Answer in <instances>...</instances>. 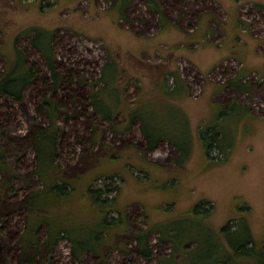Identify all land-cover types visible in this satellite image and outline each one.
<instances>
[{"label": "rangeland", "instance_id": "1", "mask_svg": "<svg viewBox=\"0 0 264 264\" xmlns=\"http://www.w3.org/2000/svg\"><path fill=\"white\" fill-rule=\"evenodd\" d=\"M155 1L160 11L151 0H125L121 17L117 0H0V69L26 47L46 76L27 32L51 54L56 37L57 66L69 85L59 91L68 105L59 123V163L70 165L64 178L73 192L67 204H50L43 221L94 232L99 217L83 196L90 187L104 200L116 199L133 231H153L152 256L134 251L136 264H164L171 255L177 264H192L207 253L219 255L220 246L232 247L222 234L228 226L239 228L235 243L245 241L246 232L264 241V0ZM169 73L178 76L167 81ZM95 93L116 115L115 127L92 108ZM48 94L38 79L24 102L2 97L12 134L24 136L44 120L35 108ZM208 128L218 129L226 145L209 150L210 157L198 136ZM148 143L158 145L147 152ZM26 217L17 213L7 222L0 264H17ZM170 225L178 231L175 245L161 240L160 229ZM115 243L125 250L135 246L120 235ZM55 256L60 264H74L71 241H61ZM124 259L120 250L111 254L112 264ZM93 261L88 257V264Z\"/></svg>", "mask_w": 264, "mask_h": 264}, {"label": "trees", "instance_id": "2", "mask_svg": "<svg viewBox=\"0 0 264 264\" xmlns=\"http://www.w3.org/2000/svg\"><path fill=\"white\" fill-rule=\"evenodd\" d=\"M124 3L125 0H117V4L114 5H117L121 17L125 10ZM153 4L155 10L160 11L155 0H151V5ZM29 32L33 34L29 46L42 56L48 74L41 77L38 67L30 61L26 47L17 48L16 61L10 60L3 69H0V243L3 242V234L8 236L7 222L10 221V217L26 212L24 228L16 243L15 262L17 264H60L56 261L55 255L57 247L64 239L72 243L74 264H88V257L91 256L94 258L92 264H112L111 254L118 250L124 254L123 264H136L130 255L134 251L144 259L150 258L152 256L150 237L154 234L153 231L149 227L143 231H133L131 220L125 211L117 210L116 199L104 200L99 191L90 187L83 196H86L84 200L86 207L92 209L99 217L94 223V232H90V228L82 227H79L80 229L73 227L70 230L62 227L60 223L43 221V215L51 212L50 204H67L73 192L71 183L64 178L67 171L71 169L70 165L62 167L59 163L64 140L59 123L68 110L67 103L59 99V91L64 89L69 91V85L65 82L68 78L67 73L57 66L54 44L56 37L51 43L53 51L51 54L46 46L35 41L36 34L32 31L27 33ZM170 76L174 81L178 75L169 73L166 77L167 81ZM38 79L42 80L46 91L49 92L37 102L35 108L36 113L44 120L36 122L24 136L12 134L8 127L10 116L2 111L4 106L2 97L22 103L25 100V92ZM105 80L104 76L101 81ZM74 97L69 96V101L75 106L79 101ZM91 98L95 113L103 121L115 127L116 115L111 116L97 102L100 94H92ZM198 136L205 156L210 157L209 150L214 148L225 149L224 137L218 129L210 131L208 128L200 132L198 130ZM157 145L148 143L146 151H154ZM31 156L33 159L30 162ZM23 166L26 167L23 168ZM40 185L42 188L38 189ZM40 210L43 214L38 213ZM116 211L119 212L118 216L111 217V214ZM32 213L34 214L29 218ZM44 226H47L45 233L42 232ZM238 230V227L228 226L222 231L225 241L230 239L232 247L220 246L219 255L214 252L207 253L204 259L192 264H264V241L257 242L246 232V240L235 243L239 236L235 235L234 241L232 236ZM160 231L161 240L169 239L174 245L176 244L175 234L178 235L176 228L170 225L169 228H163ZM116 235L124 237L127 243H134V249L125 250L118 247L115 243ZM87 238L90 239V243ZM180 248L188 251L187 248L183 249L181 246ZM176 260L177 258L171 255L164 258L163 263L177 264Z\"/></svg>", "mask_w": 264, "mask_h": 264}]
</instances>
